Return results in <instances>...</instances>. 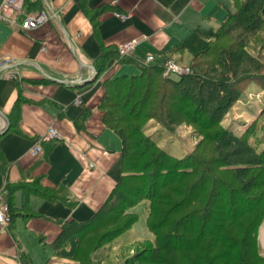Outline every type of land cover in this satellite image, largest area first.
<instances>
[{
	"label": "trees",
	"instance_id": "trees-1",
	"mask_svg": "<svg viewBox=\"0 0 264 264\" xmlns=\"http://www.w3.org/2000/svg\"><path fill=\"white\" fill-rule=\"evenodd\" d=\"M44 4L43 0L23 1L26 11H48ZM262 37L264 0H232L222 21L194 28L172 49L191 55L188 73L173 78L165 75L164 64L121 58L136 63L139 71L105 78L98 104L104 126L121 139V177L92 218L63 223L50 244L55 251L71 241L69 236L79 237L82 230V235L90 233V226L101 220L104 212H127L131 219L124 228L132 226L138 214L130 208L142 200L149 202L146 224L155 238V242L150 241V251L164 250L167 256L182 252L196 264H202L197 260L216 264L226 257L229 262L224 264H232L229 258L241 244L257 247V232L264 222V145L258 150L244 135L221 123L241 97L243 82L264 83V61L252 53L251 47V41L258 42ZM226 38L231 39L229 43L219 44ZM110 55L118 57V51L104 54L100 70ZM21 101L19 97L8 115L12 123L20 116ZM88 115L85 109L78 127ZM154 122L168 132L183 122L196 126L203 135L199 146L210 145L212 154L205 157L198 150L182 157L170 154L159 143L161 131L156 135L147 131ZM21 188L25 195L34 190L49 199L59 195L58 189L37 183L8 185L5 197L11 221L19 210L13 203L14 192ZM106 222L99 224L102 227ZM204 244L199 254H193ZM69 251L62 247L58 252L72 257ZM255 256V263L264 264L257 250ZM20 259L22 264H32L24 251ZM141 260L151 258L145 255ZM240 263L245 264L235 261Z\"/></svg>",
	"mask_w": 264,
	"mask_h": 264
},
{
	"label": "crops",
	"instance_id": "crops-1",
	"mask_svg": "<svg viewBox=\"0 0 264 264\" xmlns=\"http://www.w3.org/2000/svg\"><path fill=\"white\" fill-rule=\"evenodd\" d=\"M43 2L52 17L36 28H20L25 14L36 11H26L23 4L16 17L0 20V109L10 115L22 98L18 120L10 121L0 135V193L22 181L58 189L59 195L49 199L35 190L28 195L23 188L15 190L13 203L19 210L13 221L0 225V264H22L23 251L32 261L31 246L51 247L64 222L92 218L119 181L121 139L104 126L98 108L105 78L137 71L129 58L145 61L153 55V63L164 64L194 28L218 22L232 4V0ZM132 39L139 41L128 59L110 55L105 68H98L105 53ZM6 71H17L18 76L7 79ZM85 109L89 115L78 127ZM49 127L58 129L61 138L41 140ZM37 142L43 148L40 155L32 153Z\"/></svg>",
	"mask_w": 264,
	"mask_h": 264
},
{
	"label": "rangeland",
	"instance_id": "rangeland-1",
	"mask_svg": "<svg viewBox=\"0 0 264 264\" xmlns=\"http://www.w3.org/2000/svg\"><path fill=\"white\" fill-rule=\"evenodd\" d=\"M223 16L220 17L219 21L223 20ZM230 40L226 38L219 44L225 45ZM251 43L252 53L264 61V37L259 39L258 42L251 41ZM191 58L187 51L178 52L173 57L180 64L189 67V71ZM135 72H138V69L128 73ZM118 74H123V72ZM171 77L178 78L179 74L171 73ZM241 88H243L241 97L226 113L221 125L222 127L231 128L238 135H244L248 138L250 144L259 150L264 145V83L258 80L245 81L241 84ZM159 130L163 134L159 140L160 145L164 146L174 156L182 157L193 150H198V153L205 157L212 154L210 145L204 143L199 146L203 135L194 125L183 122L176 125L175 130L172 132H168L156 122L150 124L147 128V131L152 135H156ZM148 204L147 200H142L130 208L131 211L138 214V220L130 227L124 228L128 225L131 215L127 212L124 213V211L114 210L104 212V215L101 216L102 219L95 222L94 226H90V233L82 235V232H84L82 230L79 237L69 236L71 241L59 245L56 248L57 251L49 246L46 249L39 245L37 247L31 246L29 250L32 264H170V261L173 264H196L195 261L189 259L182 252H174L167 256L164 250L150 251L152 247L150 241L155 242V238L146 224ZM105 221L108 224L101 227L99 223H105ZM121 227L123 231L119 232ZM113 233L116 236L111 238ZM241 246L237 247V252L231 254L229 260L231 262L233 260L232 264H235L237 260H243L245 264H247L246 260L258 264L255 263L254 258L256 257V250L257 254L264 260V222L257 232V247L246 243L241 244ZM62 247L68 248L70 250L68 253L74 255L72 257L61 256L58 251ZM205 247V244L199 246L193 254H199ZM145 255L151 260L143 262L141 257ZM225 259H223L225 262H229L228 258L225 257ZM197 261L203 264L202 261ZM224 261L219 260L216 264H224Z\"/></svg>",
	"mask_w": 264,
	"mask_h": 264
},
{
	"label": "built area",
	"instance_id": "built-area-1",
	"mask_svg": "<svg viewBox=\"0 0 264 264\" xmlns=\"http://www.w3.org/2000/svg\"><path fill=\"white\" fill-rule=\"evenodd\" d=\"M24 0H1L0 1V20H10L11 16L16 17L18 13L22 11V4ZM118 16L122 18H126L128 15L125 13H116ZM51 14H49L45 10L34 11L32 13L25 14V16L19 21V26L22 29L28 30L36 28L40 25H43L49 21L51 18ZM138 39H132L124 42L119 45L117 48L118 57L123 58L127 57L135 52L136 45L138 43ZM154 60L153 55H148L145 59L146 62H152ZM2 66L0 60V67ZM165 75H171V73H176L182 75L184 73H188L189 67H186L180 64L173 58H168L165 63ZM3 76L7 79H12L18 76L17 71H6L3 73ZM78 103L80 100L77 99ZM61 138V133L55 127H49L45 135L42 136L41 140H57ZM37 142L32 147V153L34 155H40L43 152V148ZM11 222L9 216V204L7 203L6 197L4 193H0V225H7Z\"/></svg>",
	"mask_w": 264,
	"mask_h": 264
},
{
	"label": "water",
	"instance_id": "water-1",
	"mask_svg": "<svg viewBox=\"0 0 264 264\" xmlns=\"http://www.w3.org/2000/svg\"><path fill=\"white\" fill-rule=\"evenodd\" d=\"M46 4L48 5V3L46 2ZM49 6V5H48ZM56 19L58 20L60 26H61V29L64 31L65 33V28L63 27V24L59 21L58 17L55 16ZM70 45L71 47L73 48V44L70 42ZM88 66H91V65H88ZM91 68H94L93 66H91ZM96 73V70L95 72ZM94 76V75H93ZM93 78V77H91ZM0 117L1 119L3 120V125L0 127V135H2L9 127H10V120H9V117L6 113H4L1 109H0Z\"/></svg>",
	"mask_w": 264,
	"mask_h": 264
}]
</instances>
